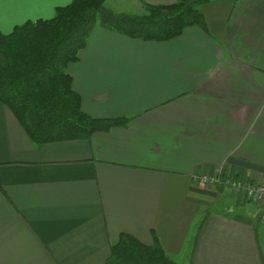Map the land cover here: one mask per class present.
<instances>
[{
	"label": "crops",
	"instance_id": "1",
	"mask_svg": "<svg viewBox=\"0 0 264 264\" xmlns=\"http://www.w3.org/2000/svg\"><path fill=\"white\" fill-rule=\"evenodd\" d=\"M73 1L0 0V33ZM203 14L208 32L167 42L92 30L67 73L85 113L122 125L38 147L0 101V264H108L122 235L158 239L179 264H264V206L198 180L264 182V0H208Z\"/></svg>",
	"mask_w": 264,
	"mask_h": 264
},
{
	"label": "trees",
	"instance_id": "2",
	"mask_svg": "<svg viewBox=\"0 0 264 264\" xmlns=\"http://www.w3.org/2000/svg\"><path fill=\"white\" fill-rule=\"evenodd\" d=\"M206 3L177 0L172 5H146V14L133 15L109 9L106 0H74L57 9L52 20L29 21L9 35L0 33V101L38 147L85 140L122 125L126 119H95L85 113L67 73L92 30L100 26L131 39L167 42L192 27L208 32L203 14ZM108 264L179 263L166 254L158 239L146 246L122 235L111 248Z\"/></svg>",
	"mask_w": 264,
	"mask_h": 264
},
{
	"label": "built area",
	"instance_id": "3",
	"mask_svg": "<svg viewBox=\"0 0 264 264\" xmlns=\"http://www.w3.org/2000/svg\"><path fill=\"white\" fill-rule=\"evenodd\" d=\"M200 184L211 188L220 186L231 188L234 191H242L249 200L259 206H264V182H252L238 178L236 175H201L198 178Z\"/></svg>",
	"mask_w": 264,
	"mask_h": 264
},
{
	"label": "rangeland",
	"instance_id": "4",
	"mask_svg": "<svg viewBox=\"0 0 264 264\" xmlns=\"http://www.w3.org/2000/svg\"><path fill=\"white\" fill-rule=\"evenodd\" d=\"M111 5V0H108V3H106V6L109 7ZM111 8V7H110ZM113 8V7H112ZM114 8H117V6H114ZM119 13V12H118Z\"/></svg>",
	"mask_w": 264,
	"mask_h": 264
},
{
	"label": "water",
	"instance_id": "5",
	"mask_svg": "<svg viewBox=\"0 0 264 264\" xmlns=\"http://www.w3.org/2000/svg\"><path fill=\"white\" fill-rule=\"evenodd\" d=\"M262 217V214H259V218H261Z\"/></svg>",
	"mask_w": 264,
	"mask_h": 264
}]
</instances>
